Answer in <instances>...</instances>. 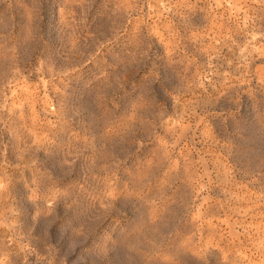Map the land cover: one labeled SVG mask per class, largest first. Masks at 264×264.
<instances>
[{
  "label": "rangeland",
  "instance_id": "rangeland-1",
  "mask_svg": "<svg viewBox=\"0 0 264 264\" xmlns=\"http://www.w3.org/2000/svg\"><path fill=\"white\" fill-rule=\"evenodd\" d=\"M0 264H264V0H0Z\"/></svg>",
  "mask_w": 264,
  "mask_h": 264
}]
</instances>
